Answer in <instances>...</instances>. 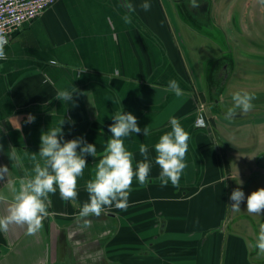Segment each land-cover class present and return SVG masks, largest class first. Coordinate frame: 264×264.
Segmentation results:
<instances>
[{"label": "crops", "instance_id": "1", "mask_svg": "<svg viewBox=\"0 0 264 264\" xmlns=\"http://www.w3.org/2000/svg\"><path fill=\"white\" fill-rule=\"evenodd\" d=\"M234 1L200 0L193 9L188 0H147L151 9L144 11L145 0H129L136 11L126 24L122 0H56L11 33L7 58L0 60V166L9 169L0 180V216L13 200V188L31 174L25 152L38 153L42 131L63 117V140L83 137L96 144L97 157H85L88 166L78 179L75 202L63 201L58 189L49 194L41 231L31 236L26 226L0 231V264H114V258L118 264L121 253L125 264H215L216 253L217 264H260L251 258L247 235L228 233L226 245V230L214 232L235 215L264 219V213L247 212V197L264 188V56L257 47L254 57L247 54L252 38L244 31L255 32L261 50L264 5L251 0L259 16L244 23L243 5ZM236 3L237 11L230 8ZM226 9L238 13L234 24L230 15L222 17ZM232 26L239 35L234 40L228 36ZM235 43H243L244 52L235 53ZM172 79L182 89L179 96L168 89ZM73 87L78 93L72 103L54 98ZM242 91L255 94L260 114L225 119L232 95ZM121 108L142 130L147 127L146 136L133 134L125 145L134 165L143 159L139 145H148L149 182L141 186L134 179L126 208H106L83 227L76 217L88 201L86 182L111 137L112 116ZM29 114L35 117L32 123ZM172 118L191 137L178 187L162 186L154 163L153 146L171 130ZM198 120L205 125L195 126ZM237 188L245 199L234 212L230 196ZM208 237L218 245L203 249ZM230 237H238V244ZM236 247L238 261L229 254ZM184 251L189 258H183ZM200 252L205 253L201 258Z\"/></svg>", "mask_w": 264, "mask_h": 264}, {"label": "clouds", "instance_id": "2", "mask_svg": "<svg viewBox=\"0 0 264 264\" xmlns=\"http://www.w3.org/2000/svg\"><path fill=\"white\" fill-rule=\"evenodd\" d=\"M264 5V0H258ZM193 9L200 7V0H188ZM121 6L127 9L128 14L122 17L126 24H131V14L136 11L135 6L129 0H122ZM140 7L144 11L151 9V4L145 0ZM8 43L7 36L0 28V60L6 59L5 46ZM82 70L81 72L85 71ZM168 89L177 96L182 94V89L177 80L168 82ZM78 90L73 87L59 90L55 99L62 102H73V97ZM256 99L254 93L247 91L235 92L232 95L233 106L228 107L225 119H235L238 112L247 115L253 108ZM113 123L109 125L111 137L107 139L106 146L100 154L98 163L95 165L94 174L86 182L88 201L80 207L76 217L77 222L83 227H90L89 217H99L106 208L115 206L124 209L128 206V198L133 180L139 185L145 186L149 182L153 160L149 156L147 144L139 145V153L143 157L135 162L134 154L125 145V139L133 134L146 136L147 127L143 130L138 126L137 118L130 112L121 111L112 116ZM35 117L29 114L28 123L34 122ZM70 123L71 118H68ZM63 117L56 127H49L40 136V148L38 153L25 152L32 161L31 174L26 179H20L13 188L14 197L8 205L6 214L0 216V231L7 233L11 226H26V234L35 235L43 228V220L48 216L49 194L59 190L60 197L65 202H75L78 197V179L83 177L84 170L88 166L86 156L97 157L96 144L87 143L83 137L71 140H63ZM171 130L161 135L158 142L153 146L154 163L159 166L160 172L157 179L162 186L170 182L174 187L179 186L181 174L186 167V154L189 150L190 134L182 127L176 118L170 120ZM79 150V151H78ZM14 156V154H13ZM9 169L0 166V180L7 176ZM245 199V194L239 188L231 193L230 208L234 212L241 211L240 205ZM247 212L261 215L264 213V188L253 191L247 197ZM250 246L264 254V224L260 225L255 242Z\"/></svg>", "mask_w": 264, "mask_h": 264}, {"label": "rangeland", "instance_id": "3", "mask_svg": "<svg viewBox=\"0 0 264 264\" xmlns=\"http://www.w3.org/2000/svg\"><path fill=\"white\" fill-rule=\"evenodd\" d=\"M215 1H217V0H215ZM220 1L224 2V0H220ZM234 2H237V0H235ZM240 2L243 5V6L240 5V7H241L242 10H244L243 11L244 13L241 10V15L243 13L242 17L244 16V18H243L244 19V23H245V21H249V20L253 22L254 19H255V16L258 15L253 10L254 9V5H255L254 1H251L250 0L249 1L250 4H249L248 0L246 2H244V0H240ZM251 3H252V6H251ZM233 6H235V7H233ZM249 6H251V7H249ZM232 7L237 11V7H238L237 6V3H236V5H231L230 8H232ZM214 8H216V7L213 6L212 9H214ZM244 8H246V9H244ZM215 15H216V13L214 12L213 13V20H215V18H216ZM229 15H230V18H231L230 21H232L233 24H234L238 20V13L235 12V13H232L231 14V13H229V11L227 12V9H226V12H222V17H224V19H228L229 18ZM259 20H261V22H264V14H263V18L261 17V19H259ZM191 21L194 22L192 19H191ZM232 27H233V29H230V31L228 32L229 33L228 36H230L231 39L234 40V38L237 37V36L239 37V35L236 33V32H238V29L235 28L236 26H232ZM234 28H235V30H234ZM244 28H245L244 31H245L246 36H249L250 35L251 38H252L251 41H250L251 43L249 44L250 45V49H251L250 51L251 52L249 53V51H248L247 54L248 55H251V57H254L255 47H257V49L259 50V52H261V54L264 56V41H263V43L261 42V46L262 47H261V50H260L258 48V44H260V42H258V41H256L254 39L255 38V32H251L250 31V28H247V27H244ZM261 33H262V35H258L260 38H262V36L264 37V27L262 28V32ZM241 35H243V34H241ZM242 44L235 43V45H233L234 48H232V50L236 53L237 50H239V48H240V51L244 52L243 50H244V47L245 46H244V44L243 45ZM205 108H206V105H205ZM259 114L260 113L257 112L253 108L247 115H244L243 116L240 112H238L237 113V116H241L243 118H246V117L249 118L250 115H255V116L257 115V117H258ZM262 114L264 115V113H262ZM231 218L232 219L230 221L229 220H225L224 221V225L223 226H219V228H217V230L214 231V232H218L219 229H221V228H224L226 230L225 231L226 232V236H225V240H226L225 243H226V245L228 244L227 243V240L229 238L228 237L229 235H227L228 233H231L232 235H234V234H236V235H239V234L247 235L246 236V239L248 241V245L250 247V250L252 251L251 252V258L252 259H255V260H259V263L260 264H264V254H259L258 253V250H256L252 246H250V242L251 243H254L255 242L256 236H257V234L259 232L260 225L264 224V219H253V217L252 218L248 217L249 219L246 217V219H244V217L241 216V215L240 216L235 215L234 217H231ZM202 238L203 237H199V242H198L199 247L201 246V240H202ZM233 238L235 240V244H238V242H237L238 241V237H232L231 239H233ZM222 240H224V237H222ZM215 243L218 245L217 242H214V238L208 237V239H206V241H205V245H203L204 247H202V248L205 249L208 244L209 245H216ZM237 249L238 248L236 247V248L233 249L232 252L229 253L230 256H231L230 258L232 260H234V261H238V259H239V258H237L238 257V253H237L238 250ZM115 254L116 253L114 252V256H115ZM182 254H183L182 256H183L184 259H187V258L190 257V255H189L190 253L189 252L184 251ZM124 255H125V253H121V256H124ZM199 255H200V258H201L203 255H205V253L200 252ZM215 255H216V257L214 258L215 259V264H217L218 257L220 256V254L219 253H216ZM121 256L118 258V261L117 262H119L118 264H123V263L125 264V258H126V256L125 257H122V258H121ZM88 262H89V260H88ZM115 262L116 261H115V258H114V262L113 263L114 264H117Z\"/></svg>", "mask_w": 264, "mask_h": 264}, {"label": "built area", "instance_id": "4", "mask_svg": "<svg viewBox=\"0 0 264 264\" xmlns=\"http://www.w3.org/2000/svg\"><path fill=\"white\" fill-rule=\"evenodd\" d=\"M55 2L56 0H0V28H3L9 40L12 32L22 24L38 18ZM204 125L203 121L198 120L195 126Z\"/></svg>", "mask_w": 264, "mask_h": 264}, {"label": "water", "instance_id": "5", "mask_svg": "<svg viewBox=\"0 0 264 264\" xmlns=\"http://www.w3.org/2000/svg\"><path fill=\"white\" fill-rule=\"evenodd\" d=\"M206 6L205 5H203L201 8H200V10H202V11H204Z\"/></svg>", "mask_w": 264, "mask_h": 264}, {"label": "flooded vegetation", "instance_id": "6", "mask_svg": "<svg viewBox=\"0 0 264 264\" xmlns=\"http://www.w3.org/2000/svg\"><path fill=\"white\" fill-rule=\"evenodd\" d=\"M185 3V2H184ZM261 159V158H260Z\"/></svg>", "mask_w": 264, "mask_h": 264}]
</instances>
